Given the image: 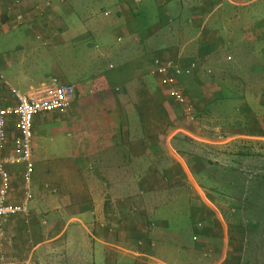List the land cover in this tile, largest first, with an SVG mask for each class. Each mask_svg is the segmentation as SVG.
<instances>
[{"label": "crops", "instance_id": "0c3cea01", "mask_svg": "<svg viewBox=\"0 0 264 264\" xmlns=\"http://www.w3.org/2000/svg\"><path fill=\"white\" fill-rule=\"evenodd\" d=\"M20 11L25 22L16 25ZM157 56L195 66L169 86L156 73ZM258 69L264 70V0H22L11 17L0 15V71L13 87L30 91L57 77L78 92L71 108L35 116L31 215L2 225L0 264H176L158 249L168 245L174 193L188 197L183 178L178 185L177 162L183 163L169 153L181 133L171 135L182 127L196 135L194 111L219 116L215 103L236 96L231 87L250 85ZM260 83L244 96L264 97ZM175 85L186 92L194 119L171 95ZM16 101L0 84V106ZM8 132L5 153L13 151L16 116ZM253 133L264 138V130ZM9 169L11 200L19 201L24 165ZM188 177L215 209L206 188ZM190 200L194 213L191 194ZM207 246L200 242L198 255Z\"/></svg>", "mask_w": 264, "mask_h": 264}, {"label": "rangeland", "instance_id": "374dc122", "mask_svg": "<svg viewBox=\"0 0 264 264\" xmlns=\"http://www.w3.org/2000/svg\"><path fill=\"white\" fill-rule=\"evenodd\" d=\"M104 8L99 7L102 17ZM43 70L49 72V68ZM251 74L257 79L252 83L247 80L250 85L231 87L237 95L215 103L221 105L219 116L194 111L191 124L196 135L187 127L178 128L171 135L181 133L176 135L177 143H173L176 151L170 146L169 153L175 159L177 155L184 164L177 162L178 185L184 179L188 197L182 191L174 193L172 215L168 217L170 227H164L163 243L168 245L164 249L159 245L158 249L160 255L163 253L176 264H264V138L253 135L255 130H264V97L244 96L245 90L248 92L254 86L260 90L264 70H253ZM245 94H251L250 90ZM59 137L55 139L65 147L68 140ZM188 173L206 188L204 196L215 209L196 192ZM190 194L194 198V213ZM205 240L209 249L206 255H198L196 246ZM179 244L186 245L185 251L178 250Z\"/></svg>", "mask_w": 264, "mask_h": 264}, {"label": "built area", "instance_id": "2783aa9c", "mask_svg": "<svg viewBox=\"0 0 264 264\" xmlns=\"http://www.w3.org/2000/svg\"><path fill=\"white\" fill-rule=\"evenodd\" d=\"M22 0H0V15L10 16L13 6L20 5ZM64 1V0H62ZM109 13V12H107ZM15 24L21 25L25 22V13L14 14ZM156 73L166 85H171L184 73H189L194 63L188 68L178 65L171 57L157 56L154 59ZM114 67L110 63V68ZM97 82V81H95ZM95 82L93 85H95ZM0 84L16 98V103L0 106V230L8 219L15 215H31L32 193L30 187L33 181L34 162L32 142L34 138V119L41 112H52L55 110H67L71 108L78 97L75 84L62 82L54 77L49 83H41L30 91H23L13 87L10 81L0 71ZM94 92V89H91ZM171 95L182 106L183 114L194 119L190 107L187 104V94L178 86L170 89ZM16 116L18 134L13 140V151L5 153L9 144L8 120ZM23 164L24 172L22 182L25 195L19 201H12V174L9 167Z\"/></svg>", "mask_w": 264, "mask_h": 264}]
</instances>
